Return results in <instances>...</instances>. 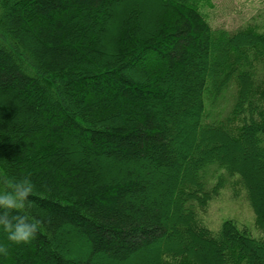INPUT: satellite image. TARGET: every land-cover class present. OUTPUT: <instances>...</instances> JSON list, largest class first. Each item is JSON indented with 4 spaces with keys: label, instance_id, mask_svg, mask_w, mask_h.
<instances>
[{
    "label": "trees",
    "instance_id": "trees-1",
    "mask_svg": "<svg viewBox=\"0 0 264 264\" xmlns=\"http://www.w3.org/2000/svg\"><path fill=\"white\" fill-rule=\"evenodd\" d=\"M200 0H0V190L28 178V244L0 264H264L197 218L225 187L264 231V31ZM235 194L234 196H236Z\"/></svg>",
    "mask_w": 264,
    "mask_h": 264
},
{
    "label": "rangeland",
    "instance_id": "rangeland-1",
    "mask_svg": "<svg viewBox=\"0 0 264 264\" xmlns=\"http://www.w3.org/2000/svg\"><path fill=\"white\" fill-rule=\"evenodd\" d=\"M198 11L212 29L237 31H264V0H200ZM259 100L251 115L244 114V120L253 119L264 124V84L260 87ZM237 194L236 196H234ZM196 218L209 230L215 232L227 220L233 221L238 229L246 230L257 240L264 241L254 214L246 201L244 191L239 187H225L210 200L204 209L196 211Z\"/></svg>",
    "mask_w": 264,
    "mask_h": 264
},
{
    "label": "clouds",
    "instance_id": "clouds-1",
    "mask_svg": "<svg viewBox=\"0 0 264 264\" xmlns=\"http://www.w3.org/2000/svg\"><path fill=\"white\" fill-rule=\"evenodd\" d=\"M7 187L0 190V230L7 233L9 241L16 244H28L40 231L43 221L29 218L21 210L31 204L30 196L34 185L28 178L6 181ZM7 254V249L0 245V256Z\"/></svg>",
    "mask_w": 264,
    "mask_h": 264
}]
</instances>
